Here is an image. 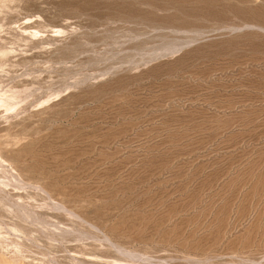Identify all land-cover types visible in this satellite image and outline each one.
Listing matches in <instances>:
<instances>
[{"label": "rangeland", "instance_id": "obj_1", "mask_svg": "<svg viewBox=\"0 0 264 264\" xmlns=\"http://www.w3.org/2000/svg\"><path fill=\"white\" fill-rule=\"evenodd\" d=\"M0 264H264V0H0Z\"/></svg>", "mask_w": 264, "mask_h": 264}, {"label": "bare ground", "instance_id": "obj_2", "mask_svg": "<svg viewBox=\"0 0 264 264\" xmlns=\"http://www.w3.org/2000/svg\"><path fill=\"white\" fill-rule=\"evenodd\" d=\"M42 190V189H41ZM28 212V211H27Z\"/></svg>", "mask_w": 264, "mask_h": 264}]
</instances>
